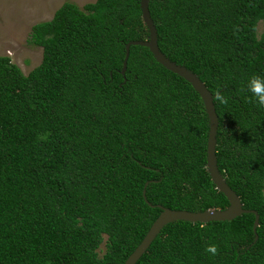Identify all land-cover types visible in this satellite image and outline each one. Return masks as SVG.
I'll use <instances>...</instances> for the list:
<instances>
[{
    "label": "trees",
    "instance_id": "16d2710c",
    "mask_svg": "<svg viewBox=\"0 0 264 264\" xmlns=\"http://www.w3.org/2000/svg\"><path fill=\"white\" fill-rule=\"evenodd\" d=\"M149 9L164 55L228 99L214 101L218 167L259 227L254 213L177 221L137 264H264V108L246 88L264 78V0ZM148 39L141 0L65 3L33 26L43 59L28 75L0 56V264H125L162 207H229L208 170L199 93L143 46L122 74L126 45Z\"/></svg>",
    "mask_w": 264,
    "mask_h": 264
},
{
    "label": "water",
    "instance_id": "95a60500",
    "mask_svg": "<svg viewBox=\"0 0 264 264\" xmlns=\"http://www.w3.org/2000/svg\"><path fill=\"white\" fill-rule=\"evenodd\" d=\"M149 2L150 0H141L143 20L149 30V39L145 41H131L126 45V57L124 60L122 74L124 76L126 75L131 47L143 46L150 49L151 53L159 64L165 67L168 71L185 79L193 86L196 92L199 93L201 99L204 102L205 109L209 118V136L207 150L208 170L213 183L215 184L217 189L226 196L230 205L225 210H208L204 212L176 211L162 207L161 215L155 221L140 246L128 258L125 264H137L148 251V249L160 234V232L164 229V227L177 221H185L194 224H206L210 222L232 221L242 216L243 214L254 213L256 215L254 229L256 230L259 227V215L257 214V212L244 209L240 197L230 188L219 171L216 154L219 119L213 101V94L207 89L204 82H202V80L196 74L188 70L185 66L178 65L175 62L171 61L160 50L158 43V30L151 17ZM144 197H146V191H144Z\"/></svg>",
    "mask_w": 264,
    "mask_h": 264
},
{
    "label": "rangeland",
    "instance_id": "374dc122",
    "mask_svg": "<svg viewBox=\"0 0 264 264\" xmlns=\"http://www.w3.org/2000/svg\"><path fill=\"white\" fill-rule=\"evenodd\" d=\"M96 0H0V56H8L25 75L39 66L43 49L29 44L34 25L53 19L65 3L80 8ZM264 25H259V34Z\"/></svg>",
    "mask_w": 264,
    "mask_h": 264
},
{
    "label": "clouds",
    "instance_id": "9594fccd",
    "mask_svg": "<svg viewBox=\"0 0 264 264\" xmlns=\"http://www.w3.org/2000/svg\"><path fill=\"white\" fill-rule=\"evenodd\" d=\"M247 91L251 93V100H254L259 107L264 108V78L260 76H253L249 79L247 83ZM241 91H244L242 88ZM213 96V101L219 102L222 105L228 103V99L222 94V91L218 90ZM250 100V102H251ZM39 139H46L47 135L43 137H38ZM203 227V226H202ZM205 252L216 256L218 254V248L216 245H209L205 248Z\"/></svg>",
    "mask_w": 264,
    "mask_h": 264
}]
</instances>
